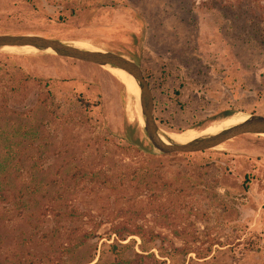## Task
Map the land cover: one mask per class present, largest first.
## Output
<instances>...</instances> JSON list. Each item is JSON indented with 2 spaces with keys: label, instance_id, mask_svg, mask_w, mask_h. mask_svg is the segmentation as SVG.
<instances>
[{
  "label": "rangeland",
  "instance_id": "obj_1",
  "mask_svg": "<svg viewBox=\"0 0 264 264\" xmlns=\"http://www.w3.org/2000/svg\"><path fill=\"white\" fill-rule=\"evenodd\" d=\"M0 33L41 34L136 61L162 133L187 138L264 115V0H0ZM110 67L0 49V153L10 140L22 168L10 182L39 183L42 203L37 217H20L19 192L0 201V264H75L90 253L107 264L114 229L130 258L264 264V135L162 152L144 131L135 87ZM140 165L149 168L147 183L133 174ZM86 232L97 236L82 241Z\"/></svg>",
  "mask_w": 264,
  "mask_h": 264
},
{
  "label": "water",
  "instance_id": "obj_2",
  "mask_svg": "<svg viewBox=\"0 0 264 264\" xmlns=\"http://www.w3.org/2000/svg\"><path fill=\"white\" fill-rule=\"evenodd\" d=\"M32 46L39 51L54 53L100 66L110 65L132 75L140 86V102L144 117V131L154 147L165 153L198 152L214 148L223 142L250 133H264V115L252 114L246 120L215 134L199 136L187 143L165 142L154 114V96L148 79L139 63L123 54L109 50L84 49L61 39L36 33H0V49Z\"/></svg>",
  "mask_w": 264,
  "mask_h": 264
},
{
  "label": "trees",
  "instance_id": "obj_3",
  "mask_svg": "<svg viewBox=\"0 0 264 264\" xmlns=\"http://www.w3.org/2000/svg\"><path fill=\"white\" fill-rule=\"evenodd\" d=\"M60 20L65 19V17L60 16ZM9 149L4 152L0 153V201H10L11 196H9V192H19L18 196L14 194V207L15 210H17V213L20 217H37V211L40 209L41 202L40 198L37 197L36 192L41 189V186L39 183L34 184L33 186L28 187V183L25 185H21V187L16 188L15 185H13L10 182V179L13 178V175H17L21 171V167L18 164V160L15 162V154H17L16 149L10 148V145H13L11 141L9 140ZM148 167H143V165H140L139 167L134 169L133 174L135 176L141 175V179L138 180V183H147L149 181V175H148ZM141 170V171H140ZM140 171V172H139ZM146 181V182H145ZM31 188L33 190L32 195H28V189ZM13 200V199H12ZM58 201V200H57ZM57 201L54 199H49L45 206L49 207L55 217L61 218L62 213L58 210V204ZM47 210V211H49ZM1 217V215H0ZM113 233H116L118 235V238H116L115 242L110 243L108 245L109 250L114 255V259L112 261L108 262L107 264H156L155 261H157L156 257L154 255H148V254H141L138 252H135V255L133 257H128L127 253L125 251L126 245H122V243L119 242L120 239H123L125 235L121 234L120 231L115 230ZM89 236H97L95 233L92 232H86L83 233L82 241H86ZM142 251L146 252L147 249L142 246ZM153 257L152 263L149 261H145V258ZM96 256L93 254H89L87 258L83 259V261H79L75 264H105L102 262L103 254L99 257L97 261H95ZM63 260V259H60ZM85 260V261H84ZM63 262V261H62ZM14 264H35L33 259H29L28 257L26 259H18L16 263ZM64 264V263H62Z\"/></svg>",
  "mask_w": 264,
  "mask_h": 264
},
{
  "label": "bare ground",
  "instance_id": "obj_4",
  "mask_svg": "<svg viewBox=\"0 0 264 264\" xmlns=\"http://www.w3.org/2000/svg\"><path fill=\"white\" fill-rule=\"evenodd\" d=\"M80 46V45H79ZM78 46V47H79ZM83 47V46H82ZM20 48H24V49H28V50H36L38 51L36 48L32 47V46H24V47H20ZM85 49V48H84ZM92 50H98L97 48H91ZM51 51L52 53H54L52 50H49ZM111 71L119 78V80L125 84L128 89L132 92V93H135V89H136V92L138 93V96H139V99H140V86L138 84V82L136 81V79L130 75L129 73H127L126 71H124L123 69H120V68H117V67H110ZM134 84V85H133ZM135 87V89H134ZM133 96V95H132ZM249 117V115H242L238 118H230V119H227L221 123H218V124H214L212 125L208 130V132H205V133H199L197 135H193V136H190V137H184L182 135H179L177 133H174V132H164V133H160L162 139L169 143L171 141L173 142H178V143H187L199 136H202V135H206V134H215V133H218L219 131L227 128V127H230L234 124H237L241 121H244L246 120L247 118ZM237 121V122H236ZM206 130V129H205ZM184 134V133H183ZM255 134V133H253ZM264 135V133H263Z\"/></svg>",
  "mask_w": 264,
  "mask_h": 264
}]
</instances>
